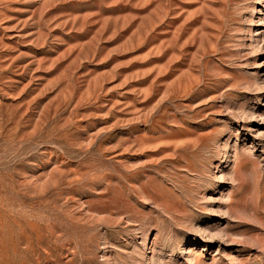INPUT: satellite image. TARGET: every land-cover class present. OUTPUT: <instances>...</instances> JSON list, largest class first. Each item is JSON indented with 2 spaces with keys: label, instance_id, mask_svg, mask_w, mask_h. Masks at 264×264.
I'll return each mask as SVG.
<instances>
[{
  "label": "rangeland",
  "instance_id": "374dc122",
  "mask_svg": "<svg viewBox=\"0 0 264 264\" xmlns=\"http://www.w3.org/2000/svg\"><path fill=\"white\" fill-rule=\"evenodd\" d=\"M0 264H264V0H0Z\"/></svg>",
  "mask_w": 264,
  "mask_h": 264
}]
</instances>
